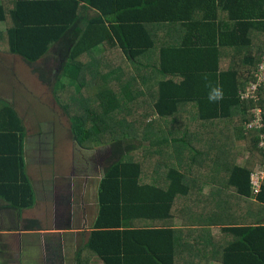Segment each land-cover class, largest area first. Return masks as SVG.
Here are the masks:
<instances>
[{"label":"trees","instance_id":"16d2710c","mask_svg":"<svg viewBox=\"0 0 264 264\" xmlns=\"http://www.w3.org/2000/svg\"><path fill=\"white\" fill-rule=\"evenodd\" d=\"M0 52L63 83L73 141L110 152L77 264H264V126L249 127L264 84L242 97L264 64V0H0ZM0 137L17 171L0 196L20 212L25 128L1 101Z\"/></svg>","mask_w":264,"mask_h":264},{"label":"crops","instance_id":"0c3cea01","mask_svg":"<svg viewBox=\"0 0 264 264\" xmlns=\"http://www.w3.org/2000/svg\"><path fill=\"white\" fill-rule=\"evenodd\" d=\"M196 16L202 15L196 13ZM0 56L19 63L16 66L25 70L27 77H24L21 74L22 71L17 69L21 75L17 84L24 87L23 89L27 88L28 77L34 76L29 72L27 64L13 54L0 52ZM45 61L42 66H49L50 63L46 64ZM17 67L14 66V68ZM1 68L5 70L3 67H0V70ZM12 86L11 84L2 85L0 82V101L12 107L25 128L22 159L25 174L33 189L34 203L31 207L20 208L19 212L16 207L13 208L3 201V195L0 196V264L14 262V260H6L5 255L8 252L14 257L17 256L15 264H77V254L86 244L85 242L81 245L80 237L85 233L90 236L99 214V193L95 196L90 190L87 192L84 189L86 186H82L80 180L75 179L74 176L63 175L64 160L67 158L66 156L63 158L60 152L64 150V147L57 145L52 139L48 140L50 143L42 142L44 136H50L46 133L50 129L46 127L49 125L46 121L40 123L36 130L33 131V128L28 130L27 120L22 115V111L26 108L16 106L11 95ZM41 134H43L42 137ZM70 147L71 152L66 162L68 165L71 163L69 159H73L74 164L75 160L80 158V152L84 150L76 143L70 144ZM15 152L13 139L0 137V184L2 181L7 182L17 178L13 161ZM36 162L45 165L38 167ZM64 178H68V181L66 182ZM68 192H76V198L70 200ZM31 219L33 222L27 223V220ZM211 264L222 263L212 261Z\"/></svg>","mask_w":264,"mask_h":264},{"label":"rangeland","instance_id":"374dc122","mask_svg":"<svg viewBox=\"0 0 264 264\" xmlns=\"http://www.w3.org/2000/svg\"><path fill=\"white\" fill-rule=\"evenodd\" d=\"M52 61L53 60L50 59V60H46L45 62H47L46 64H49ZM16 65H19V63L17 62L14 63L13 60H9L8 58L6 60V58L0 56V67H3L5 69L3 70L1 68L0 70V82L2 85H8V84L13 85L11 88L12 91L11 95H13L12 97L14 98V101L18 108H20V106L26 108L24 111H22L23 112L22 115L27 120L26 124L28 125L27 126L28 130L33 128L32 130L34 131L38 128L40 123L46 121L49 124V125L47 124L48 126L46 127L50 128L48 130L49 132L46 131V133L50 134V136L49 135L44 136L42 138V142L50 143L48 140L52 139L55 141L57 145L64 147V150L60 152L63 158L65 156L67 158V160H64L65 169L63 175L69 177L74 176L75 179L80 180L82 186L83 185L86 186V188L84 189H86L87 192L90 190V192H92L96 196L98 193L97 190L99 189L100 180L103 178L105 174V170L109 166L107 161L109 160L110 152H108L106 148L95 151L82 150L79 155L80 158L78 160H75L74 164H73V159H69L71 163H69L68 165V163L66 162H68V154L71 152L70 144H74L75 142L73 141L70 133L71 124L68 118L66 117V115H64V113L59 109L58 105L55 103L56 100L54 98V94L56 93V90L57 91L62 90L63 83L56 82L55 80L53 81L54 86L51 85L54 88H49L46 86L44 87L41 81L39 80L38 75H34L28 77L27 79L29 83L28 87L23 89L24 87L18 86L17 84L20 81L19 79L21 77L18 70L22 71L21 74L24 77H27L28 74L25 72L24 69H19ZM14 66L17 68H14ZM37 66H39V64ZM57 71L58 70H56V72ZM75 84L76 83H74V85ZM76 87L78 89L77 84ZM40 136L42 137L43 134H41ZM239 142L241 143V141L238 140V143ZM146 145H148L147 142ZM76 158L77 157H75V159ZM241 158H239L238 164L243 166L245 165L246 159H241ZM152 160L153 159H150V162ZM35 164L38 167H40V165H45L42 163L39 164L37 162ZM49 164H51V162H49ZM37 173H39V171ZM64 180L67 182L68 178H64ZM205 190L206 191L209 190V186L206 185ZM84 191L85 190H83V192ZM68 194H70V200L75 199L77 196L76 192H68ZM88 239H89V234L85 233L81 235L80 237L81 245H84ZM16 257H14V255L11 254L10 252H8L5 255L6 260H10V261L14 260L12 264H15ZM92 262H93L92 264H102V262L99 259H93Z\"/></svg>","mask_w":264,"mask_h":264},{"label":"built area","instance_id":"2783aa9c","mask_svg":"<svg viewBox=\"0 0 264 264\" xmlns=\"http://www.w3.org/2000/svg\"><path fill=\"white\" fill-rule=\"evenodd\" d=\"M264 61V60H263ZM256 77L258 78V82L256 83H251V85L248 87L247 91L245 94H243V99H252L254 101H259V98L257 96V92L259 90V87L264 84V71H261V68H259ZM253 112L256 114V122L251 124L249 127H258L261 128L264 126L262 124V120L264 117V111L262 109L255 107L253 109ZM261 148L264 149V135L262 136ZM264 178V171H261L253 176V182L258 184L262 179Z\"/></svg>","mask_w":264,"mask_h":264},{"label":"clouds","instance_id":"9594fccd","mask_svg":"<svg viewBox=\"0 0 264 264\" xmlns=\"http://www.w3.org/2000/svg\"><path fill=\"white\" fill-rule=\"evenodd\" d=\"M261 71H264V64L260 66ZM207 78V77H205ZM210 91L208 94V99L210 102H217L223 98V90L219 86L209 85Z\"/></svg>","mask_w":264,"mask_h":264}]
</instances>
